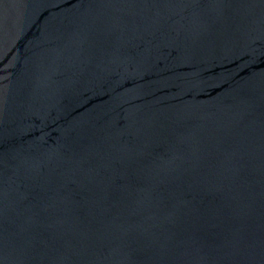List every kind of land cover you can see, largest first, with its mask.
I'll list each match as a JSON object with an SVG mask.
<instances>
[{
	"label": "water",
	"instance_id": "water-1",
	"mask_svg": "<svg viewBox=\"0 0 264 264\" xmlns=\"http://www.w3.org/2000/svg\"><path fill=\"white\" fill-rule=\"evenodd\" d=\"M0 264H264V0H0Z\"/></svg>",
	"mask_w": 264,
	"mask_h": 264
}]
</instances>
